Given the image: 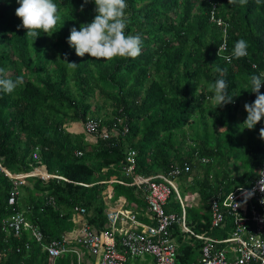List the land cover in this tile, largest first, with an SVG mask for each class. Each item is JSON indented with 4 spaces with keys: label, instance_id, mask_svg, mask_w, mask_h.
I'll list each match as a JSON object with an SVG mask.
<instances>
[{
    "label": "trees",
    "instance_id": "16d2710c",
    "mask_svg": "<svg viewBox=\"0 0 264 264\" xmlns=\"http://www.w3.org/2000/svg\"><path fill=\"white\" fill-rule=\"evenodd\" d=\"M126 2V32L141 35V54L135 59L106 61L88 54L79 57L67 43L73 26L79 30L81 24L94 18V0L82 11L83 0H54L61 17L57 32L52 36L42 32L35 40L25 35L23 27H17L22 21L15 13L19 7L16 0H0V67L8 78L23 76L25 80L12 94L0 92L2 165L11 174H19L44 164L50 173L66 178L12 179L0 168V264H50L48 252L30 231L18 237L6 229V219L18 211L44 232L46 243L73 228L77 206L85 207L88 222L103 230L108 221L107 181L113 174L120 176L131 149L137 150L135 173L140 175L190 162L191 171L181 181V195L196 193L200 204L187 206V223L197 232L209 231L219 238L228 236L232 223L211 229L212 196L250 186L259 174L264 158L259 130L264 119L251 130L242 122L247 117L244 104L256 99L250 91V78L264 72V0H248L243 6L228 0ZM213 12L229 23L228 52L243 39L248 44L247 56L229 63L218 53L224 32L211 21ZM65 54L67 61L77 63L75 69L67 67ZM218 79L227 82L234 102L215 108L208 85ZM97 90L99 97H95ZM260 91L264 93V85ZM95 98H103L104 106L111 107L110 113L104 114L98 101L94 108ZM89 118H100L101 124L110 127L116 125L119 134L93 142L86 133L68 129L69 124ZM218 126L223 129L216 130ZM187 128L192 130V142L186 148ZM242 133L247 136L242 151L249 169L238 177L232 176L228 167L220 172L217 165L230 158L228 146L231 141L236 144ZM204 157L210 161L203 162ZM14 189L19 192L18 199L10 205ZM141 192L137 186L114 183L112 199L124 195L140 202ZM165 208L182 213L175 194ZM174 235L180 244L178 263L195 264L201 240H184L178 224ZM28 241L32 247L26 250ZM73 260L66 254L56 264H71Z\"/></svg>",
    "mask_w": 264,
    "mask_h": 264
},
{
    "label": "built area",
    "instance_id": "2783aa9c",
    "mask_svg": "<svg viewBox=\"0 0 264 264\" xmlns=\"http://www.w3.org/2000/svg\"><path fill=\"white\" fill-rule=\"evenodd\" d=\"M211 21L222 27L224 32V42L220 46L219 54L223 57L230 56L232 53L228 52L226 42L229 23L221 16H215L214 12ZM253 66L255 68L256 64ZM83 129L93 141L119 134L116 125H103L100 118L87 119L83 123ZM78 154L82 155V152ZM136 156V149L129 150L122 166L123 172L131 180L108 181L141 188L149 210L148 220L141 219L138 212L132 210L111 208L107 210L108 221L103 230H98L86 220L82 222L75 237L65 236L46 243L44 232L23 212L18 211L6 219V229L13 230L18 237L24 231H30L36 242L42 244L43 250L48 252L50 264H56L58 258L66 254L77 255V260L72 264H129L128 254L132 257L151 255L153 264H179V243L174 235L176 224L179 225L184 240L194 237L201 240V253L197 264H264V203H261L264 192L259 189V181L264 178V158L258 176L250 186H241L227 193L220 191L212 196L211 229L225 228L228 223H232L228 236L219 238L209 234V231L197 232L187 223V206L198 197L196 193L192 194L193 199L181 195L179 181L190 173L192 166L189 161L175 163L170 170L145 176L135 173ZM35 158L39 159L37 153ZM209 161L210 159L203 158V162ZM0 168L12 179L27 176L66 179L60 175L44 173L38 167H34L30 173L11 174L2 165L1 159ZM243 190H254V195L246 202ZM18 193L16 189L10 192V205L17 203ZM173 194L181 203V214L166 211L165 206ZM50 200L54 201V198L51 197ZM74 213L82 216L86 211L84 207L77 206ZM119 237L123 250L119 248ZM24 248L31 249V243L26 242ZM83 248L96 255L93 262L86 263L81 258ZM20 250L21 247L18 251Z\"/></svg>",
    "mask_w": 264,
    "mask_h": 264
},
{
    "label": "clouds",
    "instance_id": "9594fccd",
    "mask_svg": "<svg viewBox=\"0 0 264 264\" xmlns=\"http://www.w3.org/2000/svg\"><path fill=\"white\" fill-rule=\"evenodd\" d=\"M16 2L19 7L16 8L15 13L22 21V24L17 27H23L26 30L25 35L27 37L35 40L42 32L48 36H52L53 33L57 32L56 29L61 17L59 7L54 3V0H16ZM89 2L90 0H83L81 11L84 5ZM94 3L96 14L91 22L81 24L79 30L75 26L70 29L67 43L75 49L76 55L84 57L85 54H88L93 59L106 61L115 58H137L141 54L143 39L140 34L132 35L126 32L129 22L126 15V9L128 8L126 0H94ZM228 3H239L243 6L248 3V0H228ZM247 55L248 44L245 40L240 39L236 41L232 54L225 56L224 59L231 63L233 58L240 59ZM66 57L67 54H65V60L67 61ZM67 62L69 69L76 68V62ZM24 83L23 76H17L13 80L8 78L5 69L0 67V92L12 94ZM250 85V91L256 94V99L251 103L246 102L244 104L247 117L243 124L245 125L244 128L249 130L254 129L264 119V93L260 91L261 86L264 85V72L251 76ZM208 90L214 93L209 99H211L215 108L234 102L233 96L228 94V84L223 79H218L215 83L209 84ZM74 124L68 125V129L72 132L75 130L70 129V127H73ZM82 132L85 133L84 129ZM259 137L264 140V127L260 128ZM87 138L92 140L88 135ZM41 165L36 166L40 171H42L40 169ZM259 189L264 192V178L259 181ZM243 195L246 202L254 195V190H243ZM261 203H264V199L261 200Z\"/></svg>",
    "mask_w": 264,
    "mask_h": 264
},
{
    "label": "crops",
    "instance_id": "0c3cea01",
    "mask_svg": "<svg viewBox=\"0 0 264 264\" xmlns=\"http://www.w3.org/2000/svg\"><path fill=\"white\" fill-rule=\"evenodd\" d=\"M81 126V125H80ZM75 131V133H83V127H80L79 130L77 129H73ZM72 131V130H70ZM92 141V140H90ZM208 158V157H206ZM209 159V158H208ZM123 166V165H122ZM121 166V173H120V176L116 173V174H113L109 180L111 179H116V180H120V179H124V180H131L130 177H127L125 175V173L123 172V168ZM40 169L45 173H49V174H52L48 171V168L46 165L42 164ZM20 174V173H19ZM201 177H203V173L201 174ZM220 177H222L220 175ZM129 178V179H127ZM243 180V179H242ZM248 180V179H247ZM182 179L179 181L181 182ZM108 187H107V190H106V195H105V199H106V203H107V208H106V213H107V210L109 209H119V208H123V209H128V210H132V211H135V212H138L139 216L141 219L143 220H148V217H147V213L149 212L148 210V206H147V203L145 201V198L143 197V195L139 194L138 195V199H140V202L136 201L135 199H132V200H129L126 196L124 195H119L117 197V199H112V192H113V184L114 183H119L117 181H113V182H109L108 181ZM180 184V183H179ZM183 184V182H181V185ZM245 184V183H244ZM181 187V186H180ZM241 187V186H239ZM197 201H200V197L198 196V198L192 202L191 204H195ZM198 202L195 204L197 205ZM85 208V207H84ZM85 211L86 213L82 216H77L76 213H73V216H72V221H73V228L69 231H65L63 234H62V237H75L76 236V233H77V230L80 228L81 224L83 221H86L88 220L87 219V210L85 208ZM61 237V238H62ZM61 238H58V239H61ZM121 238L119 237V248L120 250H123V246L121 244ZM178 241V240H177ZM179 243V242H178ZM40 244V243H39ZM41 247L43 246L42 244H40ZM32 247V246H31ZM179 247H180V244H179ZM43 248V247H42ZM179 251H180V248L178 249V254H179ZM70 255V254H69ZM71 256L74 258V260L72 261V263H74L76 260H77V255L76 254H71ZM128 256V263L129 264H132L131 263V259H138L137 260V263L136 264H153L154 263V259L151 255H148V254H145L143 256H137V257H132L131 255H127ZM199 255L196 257V261H195V264L198 263V260H199ZM81 258L86 262V263H89V262H93L96 258V255L94 254H91L87 249H82V256ZM71 263V264H72Z\"/></svg>",
    "mask_w": 264,
    "mask_h": 264
},
{
    "label": "rangeland",
    "instance_id": "374dc122",
    "mask_svg": "<svg viewBox=\"0 0 264 264\" xmlns=\"http://www.w3.org/2000/svg\"><path fill=\"white\" fill-rule=\"evenodd\" d=\"M95 97H99V90H97V94H96ZM97 101H98V103L100 105H103L102 111L104 112V114L107 113V112L110 113L111 107H110L109 104H107L106 106H104L105 101H104L103 98H100V99H97V100L95 98V99L92 100V103H93V107L94 108H97ZM239 119H241V117ZM240 122H241V120H240ZM74 123H75L74 126L73 127H70V129H77V130H79L80 127H82L83 121H78V122H74ZM220 129L222 130L223 128H221L220 126H218V128L216 130H220ZM191 131H192L191 128H187V132L188 133L186 135L187 142L184 144L185 147H186V145L188 143L192 142V140L190 139V132ZM246 137L247 136L242 133L240 139L235 140V143L236 144H233V141H231L230 146H228L230 153L229 152L227 153V154L230 155V158L229 159H226L225 158L226 161H223L221 163V165H219V166L217 165V169L220 172L227 170L226 167H228V169L231 171L232 176L238 177V176H241V174L243 172H245L247 169H249L247 167L248 166L247 165V156L245 155V152H243L245 150V148H246V142H245ZM191 181H192V177L187 180V182H191ZM180 186H181V183H180ZM181 187H184L183 184H182ZM183 196L185 198H187V199H193V195L192 194H183ZM192 202H194V201H192ZM192 202H190V204ZM197 202H198L197 205H199L200 204V201H197ZM137 260L138 259H131L130 261H131L132 264H136L137 263Z\"/></svg>",
    "mask_w": 264,
    "mask_h": 264
},
{
    "label": "bare ground",
    "instance_id": "6f19581e",
    "mask_svg": "<svg viewBox=\"0 0 264 264\" xmlns=\"http://www.w3.org/2000/svg\"><path fill=\"white\" fill-rule=\"evenodd\" d=\"M183 196V195H182ZM184 197V196H183ZM185 198V197H184Z\"/></svg>",
    "mask_w": 264,
    "mask_h": 264
}]
</instances>
